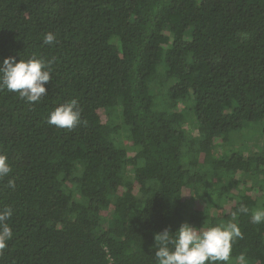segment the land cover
Wrapping results in <instances>:
<instances>
[{"label": "trees", "instance_id": "trees-1", "mask_svg": "<svg viewBox=\"0 0 264 264\" xmlns=\"http://www.w3.org/2000/svg\"><path fill=\"white\" fill-rule=\"evenodd\" d=\"M8 57L52 78L37 103L0 91V264H155L157 233L230 222L228 264H264V147H235L264 136V0H0ZM73 100L74 128L47 123Z\"/></svg>", "mask_w": 264, "mask_h": 264}, {"label": "clouds", "instance_id": "clouds-1", "mask_svg": "<svg viewBox=\"0 0 264 264\" xmlns=\"http://www.w3.org/2000/svg\"><path fill=\"white\" fill-rule=\"evenodd\" d=\"M56 36L49 32L43 37L44 45H52ZM50 61L31 57L27 60L8 57L0 63V91L18 93L21 99L33 104L39 102L46 94L45 84L52 78ZM81 120V112L73 100L56 107L47 117V123L59 129H72ZM12 167L6 155L0 154V179L9 176ZM8 187L14 189L15 182L8 181ZM249 209L242 205L241 213ZM13 215L10 207L0 209V250L13 238V230L8 221ZM253 224H264V206L252 211ZM243 234L236 223L197 228L184 223L175 233L165 229L155 235V264H228L232 259V242L242 238ZM171 245V247H170ZM238 264H245L246 256L240 254L235 258Z\"/></svg>", "mask_w": 264, "mask_h": 264}, {"label": "rangeland", "instance_id": "rangeland-1", "mask_svg": "<svg viewBox=\"0 0 264 264\" xmlns=\"http://www.w3.org/2000/svg\"><path fill=\"white\" fill-rule=\"evenodd\" d=\"M193 123V120L190 122ZM192 126V125H191ZM190 130H192L193 132H196V129L193 127H190ZM245 133V132H244ZM244 133H243V139H241L242 141H238L235 143V147L239 148L241 147V145L244 146V153L245 155H251L253 154L254 151H256L259 147H264V136L260 133L257 132V134L253 137V138H244ZM251 133H248V136ZM227 148H224V150H226ZM225 152V151H223Z\"/></svg>", "mask_w": 264, "mask_h": 264}]
</instances>
